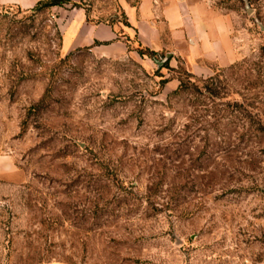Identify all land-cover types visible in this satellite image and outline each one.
Masks as SVG:
<instances>
[{
  "label": "rangeland",
  "instance_id": "1",
  "mask_svg": "<svg viewBox=\"0 0 264 264\" xmlns=\"http://www.w3.org/2000/svg\"><path fill=\"white\" fill-rule=\"evenodd\" d=\"M123 1L82 2L110 55L63 50L81 0L0 4V264H264V0H201L236 50L206 75L141 54Z\"/></svg>",
  "mask_w": 264,
  "mask_h": 264
},
{
  "label": "crops",
  "instance_id": "2",
  "mask_svg": "<svg viewBox=\"0 0 264 264\" xmlns=\"http://www.w3.org/2000/svg\"><path fill=\"white\" fill-rule=\"evenodd\" d=\"M47 1L0 0V4L29 11ZM119 9L143 47L176 55L195 75H206L209 66L227 67L236 60L232 21L201 0H139L136 6L124 0ZM89 12L85 7L63 12V50L72 53L89 48L102 55L125 51L127 45L118 40L113 25L92 21Z\"/></svg>",
  "mask_w": 264,
  "mask_h": 264
},
{
  "label": "trees",
  "instance_id": "3",
  "mask_svg": "<svg viewBox=\"0 0 264 264\" xmlns=\"http://www.w3.org/2000/svg\"><path fill=\"white\" fill-rule=\"evenodd\" d=\"M72 1L73 0H49V1H47V2H43V3H40L39 4V6H37L36 8H40V7H43V6H52V5H63V4H66V3H72ZM83 1H81V3L79 2V3H75L74 4V8H79V7H82L83 6V3H82ZM35 8V9H36ZM111 25H113V24H111ZM125 25L127 26V27H130V24L127 22V21H125ZM139 45H140V47H141V50H140V53L141 54H144V52H146L148 55H150V56H156L158 53L157 52H155V51H152V50H150L149 48H146V47H143L140 43H139ZM183 85V84H182ZM181 85V88H183L184 86H182ZM212 94H214V95H218L217 94V92H213Z\"/></svg>",
  "mask_w": 264,
  "mask_h": 264
}]
</instances>
